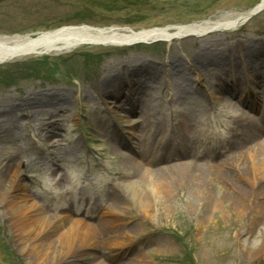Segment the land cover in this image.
<instances>
[{
    "label": "rangeland",
    "instance_id": "374dc122",
    "mask_svg": "<svg viewBox=\"0 0 264 264\" xmlns=\"http://www.w3.org/2000/svg\"><path fill=\"white\" fill-rule=\"evenodd\" d=\"M258 2L0 0V36L171 29L233 19ZM254 139L264 140V12L169 44L83 45L0 63V264L33 259L4 218L14 182L46 218L94 228L71 264H264L262 206L218 177L231 170L223 156ZM190 164L208 167L203 184L177 173ZM125 180L152 202L149 216L121 194ZM119 193L127 206L114 213Z\"/></svg>",
    "mask_w": 264,
    "mask_h": 264
},
{
    "label": "bare ground",
    "instance_id": "6f19581e",
    "mask_svg": "<svg viewBox=\"0 0 264 264\" xmlns=\"http://www.w3.org/2000/svg\"><path fill=\"white\" fill-rule=\"evenodd\" d=\"M261 5L264 6V0H262ZM248 12L233 19L180 25L174 26L172 29L161 27L130 31L91 28L81 25L78 27L65 26L33 35L0 36V63L53 52L61 53V51L74 50L83 45L117 47L131 46L136 43L147 44L155 41H164L169 44L173 40H180L184 36L202 37L217 29L236 30L243 25L244 17L249 15ZM241 100L239 99L238 101ZM249 100L250 97H244L241 103L246 104ZM128 101L134 105L137 103V99H129ZM185 111L183 120H181L182 123H188L193 119L191 117L194 112L193 109H185ZM141 116L138 115L137 119L141 118ZM250 124L252 125V122ZM254 140L253 142L248 140L246 144H241L240 149L233 150L231 155H224L223 158L231 161L229 165L231 170L222 171L219 168L221 171L219 176H217L229 184V187L235 191L236 197L239 196L240 200L242 198L246 200L252 198L253 201L259 202L264 210V140ZM223 160L221 159L215 164H222ZM180 167L182 168V166ZM183 167H185L183 171L176 169L177 173H182L181 176L184 178L188 176L193 182L204 183V170L207 171L208 167L193 166L191 164ZM174 168L177 167L166 169V171L173 170V177L176 176ZM216 174L218 173L216 172ZM236 177L239 180H243L247 187L234 185L233 180ZM144 179L141 177V181ZM147 180V182L151 181L150 178ZM133 183L131 180L123 181L122 191L120 190V192L122 195L125 194L133 202V205L138 206L143 216H149L152 211L150 208L152 202L146 200L145 196L141 197L142 195H140L139 190ZM24 189L25 187L20 182H14L10 185L7 193L3 192L1 204L5 208L4 218L8 220L9 228L12 230L19 248L33 256L31 264L44 262L71 264L70 260H68L70 257L76 255L77 252H82L85 248L92 247L90 234H93V227L88 229L80 226L79 222H75L74 226L66 225V223L61 226L66 220L56 218L57 221L52 223L55 219L46 218L39 212L36 204L28 202V196L24 193ZM151 193L154 196L157 193V189L152 188ZM115 195L118 197L120 193ZM118 200L119 203L118 205L115 204L114 213L121 206H127L124 200L119 197Z\"/></svg>",
    "mask_w": 264,
    "mask_h": 264
},
{
    "label": "water",
    "instance_id": "95a60500",
    "mask_svg": "<svg viewBox=\"0 0 264 264\" xmlns=\"http://www.w3.org/2000/svg\"><path fill=\"white\" fill-rule=\"evenodd\" d=\"M261 2H262V0L260 1V3L256 7H254L250 11V14L247 17L244 18V21L249 19L251 16L256 15V14L261 13L262 11H264V6L261 5ZM86 27H88V26H86ZM124 30H126V29H124Z\"/></svg>",
    "mask_w": 264,
    "mask_h": 264
},
{
    "label": "trees",
    "instance_id": "16d2710c",
    "mask_svg": "<svg viewBox=\"0 0 264 264\" xmlns=\"http://www.w3.org/2000/svg\"><path fill=\"white\" fill-rule=\"evenodd\" d=\"M23 66V65H22Z\"/></svg>",
    "mask_w": 264,
    "mask_h": 264
}]
</instances>
